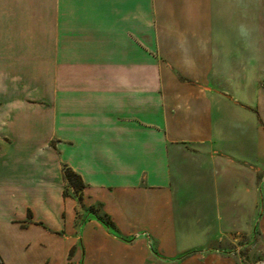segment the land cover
I'll return each mask as SVG.
<instances>
[{
	"label": "crops",
	"instance_id": "1",
	"mask_svg": "<svg viewBox=\"0 0 264 264\" xmlns=\"http://www.w3.org/2000/svg\"><path fill=\"white\" fill-rule=\"evenodd\" d=\"M0 264H264V0H0Z\"/></svg>",
	"mask_w": 264,
	"mask_h": 264
},
{
	"label": "trees",
	"instance_id": "2",
	"mask_svg": "<svg viewBox=\"0 0 264 264\" xmlns=\"http://www.w3.org/2000/svg\"><path fill=\"white\" fill-rule=\"evenodd\" d=\"M63 179L65 183V186L63 188V196L68 197L73 194L78 203L82 204V192L85 188V184L82 181L81 177L73 172L70 168L63 167ZM89 211L106 228L113 230L114 226L106 214H99L100 211L94 210L93 207L89 208Z\"/></svg>",
	"mask_w": 264,
	"mask_h": 264
},
{
	"label": "rangeland",
	"instance_id": "3",
	"mask_svg": "<svg viewBox=\"0 0 264 264\" xmlns=\"http://www.w3.org/2000/svg\"><path fill=\"white\" fill-rule=\"evenodd\" d=\"M262 79V78H261ZM260 79V80H261ZM83 193V192H82ZM71 196H73V194L71 195ZM80 206H81V209H80V212H81V214H83V212L84 211H86L85 209L86 208H84V206L83 205H81L80 204ZM94 208V210H99L98 208H96V207H93ZM83 211V212H82ZM80 213H79V211H78V224L80 225L81 223H82V221H83V217H82V215H81ZM99 214H101V213H99ZM229 246V248L231 247V248H233V245L232 244H230V245H228Z\"/></svg>",
	"mask_w": 264,
	"mask_h": 264
},
{
	"label": "clouds",
	"instance_id": "4",
	"mask_svg": "<svg viewBox=\"0 0 264 264\" xmlns=\"http://www.w3.org/2000/svg\"><path fill=\"white\" fill-rule=\"evenodd\" d=\"M241 35L242 36H247L248 35L247 29L243 25L241 26Z\"/></svg>",
	"mask_w": 264,
	"mask_h": 264
}]
</instances>
